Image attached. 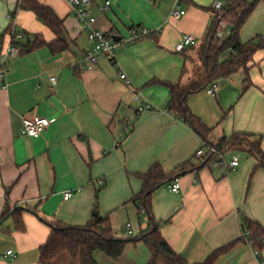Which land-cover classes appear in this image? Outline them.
Instances as JSON below:
<instances>
[{"label":"crops","instance_id":"obj_1","mask_svg":"<svg viewBox=\"0 0 264 264\" xmlns=\"http://www.w3.org/2000/svg\"><path fill=\"white\" fill-rule=\"evenodd\" d=\"M36 1L63 22L66 48L53 54L40 46L3 56L14 32L22 35L21 42L36 37L50 42L55 36L32 12L17 9L19 0H0V60L8 66L6 87H0V264H38L50 223L84 227L95 210L111 225L124 222L129 235H134L131 219L138 221V233L155 224L187 264H201L223 248L208 264H264V247L258 252L242 239L244 218L264 228V170L254 171L256 161L245 151L229 171L215 159H197L203 140L167 110L166 84L192 78L215 16L212 6L230 0H109L103 13L99 7L106 0H93L94 28L127 36L137 27L150 34L126 43L112 61L101 58L91 70L78 67L90 45L66 0ZM175 8L178 18L171 15ZM224 33L220 40L230 29ZM185 35L194 36V44L176 52ZM257 36L264 38V1L254 4L239 32L242 43ZM212 82L217 83L212 94L204 89L187 100L189 110L211 129L210 139L245 134L259 140L264 152V49L256 50L245 68ZM136 94L150 104L148 110L136 112ZM33 116L49 118L51 125L38 138L22 136V118ZM126 122L131 130L123 133ZM185 162L191 167L175 177L179 191L168 187L175 178L157 188L150 215L131 201L141 188L138 175L155 164L169 172ZM67 191L72 195L64 199ZM6 206L23 208V231L16 228L17 216L1 219ZM130 247L138 249L135 263L147 264L149 248L128 243L124 250ZM122 255L112 260L93 253L97 264L124 262ZM52 264L78 262L62 254ZM155 264L168 263L157 257Z\"/></svg>","mask_w":264,"mask_h":264},{"label":"trees","instance_id":"obj_2","mask_svg":"<svg viewBox=\"0 0 264 264\" xmlns=\"http://www.w3.org/2000/svg\"><path fill=\"white\" fill-rule=\"evenodd\" d=\"M254 4L248 0H230L222 10L217 11L209 30L208 41L200 50L199 55L202 62L196 71V77L185 84L166 85L170 91V101L167 107L169 112L186 123L201 137L203 142L212 144L222 154L245 151L251 155L256 161L253 168L255 171L264 170V152L260 147L259 140H251L245 134H233L213 142L210 139L211 129L196 117L187 105V100L192 94L206 89L212 81L218 78L228 77L237 69L245 68L253 53L258 49H264V38L257 36L246 43H242L239 38V32L252 13ZM17 9L32 12L55 36V39L50 42L39 40L37 37L33 41L29 39L22 42L16 41L20 51L28 52L34 48L46 46L51 53L55 54L66 48L63 22L49 7L36 0H19ZM221 22L226 23L230 29L229 35L223 40L215 37V32ZM225 52L229 53L228 59L221 61L220 57ZM190 167L191 164L185 162L166 172L160 165H153L146 173L138 175L141 188L131 201L137 204L142 212L150 215V202L154 191L171 182L178 174L185 172ZM11 212L12 215L17 216V230L23 231L24 225L19 219L20 210H13L6 206L1 219ZM50 228L47 240L39 248L38 264H52V261L62 254L77 260L78 264H97L93 256L95 251L102 252L112 260H118L128 243L134 245L143 243L149 248L151 257L147 264H155L157 257H163L168 264H187L167 244L155 224H151L139 235H132L127 239L116 237L109 219L99 215L93 216L89 224L84 227H71L52 222ZM242 228L244 233H248L246 237L242 236V239L250 241L252 247L260 252L264 247V228L248 218H244ZM224 249L214 252L201 264H208L216 254Z\"/></svg>","mask_w":264,"mask_h":264},{"label":"built area","instance_id":"obj_3","mask_svg":"<svg viewBox=\"0 0 264 264\" xmlns=\"http://www.w3.org/2000/svg\"><path fill=\"white\" fill-rule=\"evenodd\" d=\"M264 0H249V2H258ZM71 14L74 17L77 24L81 29L87 30V41L90 45L89 50L83 56L82 62L78 65L79 68H83L86 70H91L94 68L98 61L101 58H107L112 61L115 57L116 51L124 47L126 43H133L140 41L147 37L150 34V31L146 29H139L137 27H130L127 30V36H123L119 33H108L103 30H99L94 28V24L96 22V18L92 13V5L93 0H66ZM110 1L106 0L102 6L99 7V11L101 13L105 12L109 9ZM214 15L217 11L222 10L224 5L220 2H215L212 6ZM181 12L178 8H175L171 11V15L175 18L180 16ZM227 28L226 23L221 22L218 25V28L215 32V37L218 39L224 38V31ZM118 37L119 39L115 41L113 38ZM22 39V35L19 33H13L11 43L8 45L6 50L4 51L3 56L14 57L17 56L20 52V47L15 43ZM195 38L192 35H185L181 38V40L175 45L176 52H182L185 48L194 44ZM8 72V66L3 61L0 60V87L5 88V77ZM119 78H126L125 74L120 73ZM51 84H55V79L53 77L50 78ZM217 87L216 82H211L206 88V92L212 94ZM133 100L138 103V107L136 109L137 113H141L145 110H148L151 106L146 100H142L139 94H136L133 97ZM52 120L49 118H41V117H24L21 121L20 134L22 136H28L32 138H38L41 136L46 129L51 125ZM131 130V124L128 122L123 124V133H128ZM122 138V135L119 139ZM118 144V141L116 142ZM195 157L201 160H213L219 165H221L226 171L233 170L239 165V155L236 153H232L230 159L227 161L225 158V154L219 152L212 144L207 142H202L201 147L196 151ZM101 180H97V184H101ZM169 190L173 193H177L180 188V184L177 178H175L169 185ZM72 195L71 191L64 192L63 198L68 199ZM248 235L247 232H243L242 236L246 237ZM251 244L250 241H248ZM10 258H14L15 254L8 250L6 252Z\"/></svg>","mask_w":264,"mask_h":264},{"label":"rangeland","instance_id":"obj_4","mask_svg":"<svg viewBox=\"0 0 264 264\" xmlns=\"http://www.w3.org/2000/svg\"><path fill=\"white\" fill-rule=\"evenodd\" d=\"M201 59V58H200ZM201 62H202V60H201ZM197 64V63H196ZM199 64H201L200 62H199ZM201 65H195L194 66V69H193V74H192V78L190 79V80H192V79H194L196 76H195V74H196V71H197V69L200 67ZM208 143V142H207ZM236 154L237 155H239V158L241 157V155L243 154L244 155V153L242 152V151H239V152H236ZM230 154H228V156H226V159L228 160V159H230ZM130 222H131V224H132V226H133V231H134V236H137V235H139L140 233H138V221L136 220V219H131L130 220ZM123 224H124V222H122L121 220H119V221H116L115 222V224L114 225H111V227H112V229H113V231L116 233V234H118L120 237H122L123 239H127V238H130V236H132V235H129L127 232H126V229H125V227L123 226ZM141 244H143V243H141ZM143 246H146V245H144L143 244ZM137 252H138V249H135L134 247H130V249L129 250H127L126 248H125V250H124V252H123V260H124V262L120 259L118 262H117V264H137V263H135L136 262V259H138V257H137Z\"/></svg>","mask_w":264,"mask_h":264},{"label":"water","instance_id":"obj_5","mask_svg":"<svg viewBox=\"0 0 264 264\" xmlns=\"http://www.w3.org/2000/svg\"><path fill=\"white\" fill-rule=\"evenodd\" d=\"M115 41H117L119 38L118 37H114L113 38ZM23 208L22 207H16L15 208V210H22ZM12 213H9L7 216H5V218L3 219V220H5V219H7L10 215H11ZM93 216H96L97 215V211L95 210L93 213ZM2 223V221L0 222V224Z\"/></svg>","mask_w":264,"mask_h":264}]
</instances>
